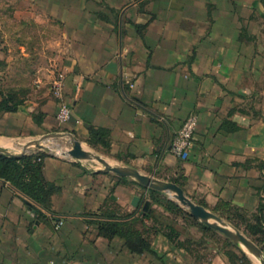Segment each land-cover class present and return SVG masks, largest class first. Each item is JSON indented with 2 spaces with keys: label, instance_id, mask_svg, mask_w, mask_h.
Wrapping results in <instances>:
<instances>
[{
  "label": "crops",
  "instance_id": "0c3cea01",
  "mask_svg": "<svg viewBox=\"0 0 264 264\" xmlns=\"http://www.w3.org/2000/svg\"><path fill=\"white\" fill-rule=\"evenodd\" d=\"M1 2L24 8L22 20L28 9L35 21H54L63 40L49 69L34 75L32 94L0 112L1 148L14 151L20 140L54 130L90 146L88 128L97 129L101 141L92 148L112 164L176 180L211 212L227 204L250 215L264 205V0ZM58 73L70 108L64 123L54 118L49 90ZM189 114L196 125L179 160L169 144ZM82 161L42 157L43 177L59 188L48 210L0 178V264H191L197 254L182 231L174 240L146 232L155 254L98 235L88 220L101 208L128 214L123 230L151 225L133 196L148 200L147 210L162 209L132 179ZM57 217L62 224L53 230ZM209 251L208 264H228Z\"/></svg>",
  "mask_w": 264,
  "mask_h": 264
},
{
  "label": "rangeland",
  "instance_id": "374dc122",
  "mask_svg": "<svg viewBox=\"0 0 264 264\" xmlns=\"http://www.w3.org/2000/svg\"><path fill=\"white\" fill-rule=\"evenodd\" d=\"M19 11H24V8H18L12 4L9 6L2 5L0 0V94L5 98H12L13 101H21L22 98L29 97L32 94L33 90L36 89L35 81H33L34 75L39 70L49 69V65L57 55L61 54L63 47L59 26L54 21L46 17H42L41 21H35L32 16L33 10L28 9L26 10V17L22 20L19 17V14H21ZM52 132L62 131L54 130ZM38 138L20 140L19 144L14 145L15 150L11 152H19L23 143ZM40 143L43 145L42 149L31 147L25 151V154L36 152L45 153L46 155L67 156L65 151L70 147L69 139L66 136L47 138L41 140ZM81 146L90 153L97 154L111 163L103 156L101 150L84 143H81ZM82 162L90 169L101 168V165L94 160H83ZM162 196L178 204L170 192ZM178 206L180 205L178 204ZM180 207L188 212L186 208ZM171 212L170 217L174 218L182 227V230L185 231L183 234L184 240L189 241L188 245L191 242L189 249L197 254L196 258L191 259V264H208L209 257L207 255L211 254L209 249L221 253L235 250L219 232L201 230L191 218L182 212L177 210ZM244 219L235 218L232 223L234 222L236 227L231 222L223 220L230 227L238 229L249 237L244 230L245 224H252L253 221L250 216H244ZM245 255L249 260L248 264H259L251 254L247 253ZM228 264L231 263L228 262ZM234 264L244 263L236 262Z\"/></svg>",
  "mask_w": 264,
  "mask_h": 264
},
{
  "label": "trees",
  "instance_id": "16d2710c",
  "mask_svg": "<svg viewBox=\"0 0 264 264\" xmlns=\"http://www.w3.org/2000/svg\"><path fill=\"white\" fill-rule=\"evenodd\" d=\"M18 103L19 101H13L12 98H5L0 94V112L12 111L16 108ZM88 132L89 136L87 143L91 147H94L97 140L101 141V131L88 128ZM103 145L106 144L103 143ZM45 155V153L36 152L24 154L22 156L0 153V178L7 181L13 188L28 198L31 202L48 210L50 207V195L57 193L59 188L53 183L45 180L43 177L41 159ZM173 182L180 186L176 180H173ZM148 196L151 203L159 206L162 209V212L167 213L164 215L160 211L149 208L142 214V218L149 219L151 221L150 226L145 227L142 224L139 229L123 230L122 226L124 218H126L128 214H117L118 212H116L115 206H110V209H99L97 213L91 214V220H88V222H92L95 225L98 235L106 239L112 237L119 238L127 250L135 254L143 252L155 254L150 246L147 236L144 235L148 231H151L152 233L160 232L168 240L176 239L180 231L185 233L178 222L170 217L172 210L182 212L184 215L191 218L201 230L214 231L196 221L188 212L178 206V204L169 200L165 196H162L159 192L149 190ZM262 210L264 211V205L259 204L256 213L247 215L236 207L221 204L219 208L214 207L212 213L231 223L235 218H240L242 220L244 219V216H250L253 223L245 224L244 230L251 240L261 246V249L264 252V212H262ZM232 224L236 227L234 222ZM226 241H228L229 245L235 249L223 253L227 261L231 264L236 262L248 264L249 260L244 252L229 240L226 239ZM184 242L187 244L189 243L187 240H184Z\"/></svg>",
  "mask_w": 264,
  "mask_h": 264
},
{
  "label": "water",
  "instance_id": "95a60500",
  "mask_svg": "<svg viewBox=\"0 0 264 264\" xmlns=\"http://www.w3.org/2000/svg\"><path fill=\"white\" fill-rule=\"evenodd\" d=\"M66 136L69 139L70 147L65 151V154L74 160H94L101 165L98 168L100 171L111 172L117 176L132 179L145 190H153L157 192H170L175 201L182 207L186 208L188 213L198 222L204 224L208 228L219 232L230 242L238 246L245 254L250 253L255 256L259 264H264V254L261 246H258L244 233L236 228L230 227L216 214L205 209L202 205L193 202L184 193L182 188L172 181L161 180L150 175L138 172L136 169L129 166L114 165L107 162L104 158L97 154L90 153L82 148L80 141L75 139L72 134L65 132H47L39 136L38 139L30 140L22 144L19 152H11L0 147V153L22 156L25 151L31 147L42 149L41 140L47 138H60ZM131 205L145 212L149 206L148 200H143V197L133 196Z\"/></svg>",
  "mask_w": 264,
  "mask_h": 264
},
{
  "label": "built area",
  "instance_id": "2783aa9c",
  "mask_svg": "<svg viewBox=\"0 0 264 264\" xmlns=\"http://www.w3.org/2000/svg\"><path fill=\"white\" fill-rule=\"evenodd\" d=\"M63 77L60 73L56 74L50 82L49 90L52 97L56 100L57 108L54 118L59 123L66 122L70 117V108L64 102L62 96ZM196 125L195 114L187 115L180 126L174 132L169 144V152L179 160H185L188 155V149L191 145L193 132ZM62 224V219L57 217L53 219V230H57Z\"/></svg>",
  "mask_w": 264,
  "mask_h": 264
},
{
  "label": "bare ground",
  "instance_id": "6f19581e",
  "mask_svg": "<svg viewBox=\"0 0 264 264\" xmlns=\"http://www.w3.org/2000/svg\"><path fill=\"white\" fill-rule=\"evenodd\" d=\"M250 254V253H249ZM252 255V254H251ZM254 258H255V256L254 255H252ZM256 259V258H255ZM255 261V260H254Z\"/></svg>",
  "mask_w": 264,
  "mask_h": 264
}]
</instances>
